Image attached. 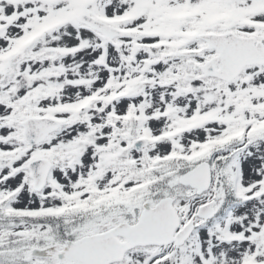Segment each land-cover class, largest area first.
Returning a JSON list of instances; mask_svg holds the SVG:
<instances>
[{"label":"snow or ice","instance_id":"snow-or-ice-1","mask_svg":"<svg viewBox=\"0 0 264 264\" xmlns=\"http://www.w3.org/2000/svg\"><path fill=\"white\" fill-rule=\"evenodd\" d=\"M0 264H264V0H0Z\"/></svg>","mask_w":264,"mask_h":264}]
</instances>
